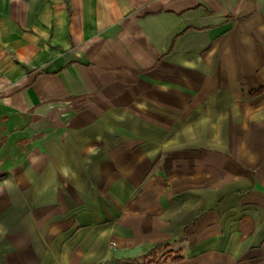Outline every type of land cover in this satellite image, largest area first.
<instances>
[{
    "label": "crops",
    "instance_id": "0c3cea01",
    "mask_svg": "<svg viewBox=\"0 0 264 264\" xmlns=\"http://www.w3.org/2000/svg\"><path fill=\"white\" fill-rule=\"evenodd\" d=\"M0 264H264V0H0Z\"/></svg>",
    "mask_w": 264,
    "mask_h": 264
},
{
    "label": "trees",
    "instance_id": "16d2710c",
    "mask_svg": "<svg viewBox=\"0 0 264 264\" xmlns=\"http://www.w3.org/2000/svg\"><path fill=\"white\" fill-rule=\"evenodd\" d=\"M161 246H156L155 248H154V250H156V249H159ZM153 250V251H154ZM175 259H177V258H175Z\"/></svg>",
    "mask_w": 264,
    "mask_h": 264
}]
</instances>
